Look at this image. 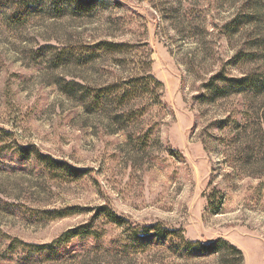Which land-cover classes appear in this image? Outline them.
I'll use <instances>...</instances> for the list:
<instances>
[{
	"label": "rangeland",
	"instance_id": "rangeland-1",
	"mask_svg": "<svg viewBox=\"0 0 264 264\" xmlns=\"http://www.w3.org/2000/svg\"><path fill=\"white\" fill-rule=\"evenodd\" d=\"M95 1L0 0V264H264V0Z\"/></svg>",
	"mask_w": 264,
	"mask_h": 264
},
{
	"label": "trees",
	"instance_id": "trees-1",
	"mask_svg": "<svg viewBox=\"0 0 264 264\" xmlns=\"http://www.w3.org/2000/svg\"><path fill=\"white\" fill-rule=\"evenodd\" d=\"M25 1V3L23 4H27L28 5H32L33 7L38 6L41 2V0H23V2ZM63 3L65 4H69L74 10H76L79 13H89L92 11H95V9L97 8V2L94 0H62ZM62 7L58 8L57 11L61 12ZM21 17V16H20ZM19 16L17 17L18 19L20 18ZM124 44H106V48L109 51H121L124 48ZM152 79V78H151ZM219 81H221L223 83V88H221V93L222 95H226V94H236V93H244V92H250V91H256L259 90L260 88V80L259 77L257 76H248L245 75L243 77L237 78V77H226L223 76L221 77V79H219ZM158 84L160 82H157ZM145 86L147 85V83L144 84ZM118 85H113L111 87L117 88ZM110 87V86H109ZM136 87H141V85L135 84V91ZM108 89L110 88H104V90H106V92H104L102 94L101 91L100 94H96L92 97V102H93V106L96 107L102 103L103 98L108 95ZM107 93V94H106ZM131 95H133V93L131 91H129L127 88H125L123 90V95L120 97V103H125L126 101H128L131 97ZM96 105V106H95ZM21 155H25L27 157H29L32 153L29 151V149L24 148L21 151ZM39 160L45 161V163H48L49 165H51V167H57L58 165H61V163L54 161L52 158H50L49 156H44L41 154H37ZM66 166L68 172L70 174L73 175H78L77 174V170L69 167L67 165H63ZM100 213L102 215H105V217L112 223L119 225V226H124L126 225L128 222L127 220H125L124 218L120 217L119 215H117L115 212H113V210H111L108 207H102L100 209ZM64 215V214H63ZM145 230H149V229H153L155 231V233L159 236H163V237H170L171 234H173L172 231L170 230H165L164 228H161L160 226H150V227H146L144 228ZM75 233L74 231H70L67 232L63 235V238H61L59 241L63 240L66 236H70L71 234ZM178 237V236H177ZM181 239L182 236H179ZM184 241V240H183ZM185 244V249L189 252H193V253H201V254H205V255H209V254H215V253H220L222 252L224 249H226L225 246L229 247V243L225 240H218L215 241L213 243H209V244H203V243H199V242H190V241H186L184 242ZM235 251H237L239 258V260H242L243 255H242V251L237 249L235 246H231Z\"/></svg>",
	"mask_w": 264,
	"mask_h": 264
}]
</instances>
